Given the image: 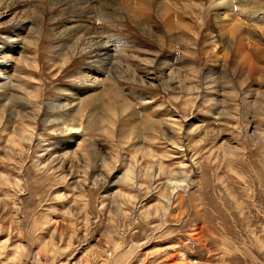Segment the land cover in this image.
<instances>
[{"label":"rangeland","instance_id":"rangeland-1","mask_svg":"<svg viewBox=\"0 0 264 264\" xmlns=\"http://www.w3.org/2000/svg\"><path fill=\"white\" fill-rule=\"evenodd\" d=\"M16 1L0 0V264H264L262 24L240 18L254 58L215 0H170L165 19L151 0L137 24L104 0L100 71L84 1Z\"/></svg>","mask_w":264,"mask_h":264},{"label":"bare ground","instance_id":"bare-ground-1","mask_svg":"<svg viewBox=\"0 0 264 264\" xmlns=\"http://www.w3.org/2000/svg\"><path fill=\"white\" fill-rule=\"evenodd\" d=\"M62 1L63 2H66V4L68 3V5H70L69 4L70 2H71V4L74 3V1H76V2L77 1L78 2L79 1H84V3L79 2V3H82V9H81V11H78L77 12V15L74 14V11H77L74 8L75 10L73 11V14H72V15L75 16V17L73 16L74 17L73 20H74V22L76 24V26H74V27L77 28V31L76 32L78 34L81 33V36L80 37H81L82 43L84 44L83 47H84V49H87L86 52L90 55V58L89 59H91V62H90L91 63V66L94 67L95 65H98V64H95V63H99V64H102V65H105V64L108 65V62L111 59L110 56L112 55V54L110 55V52H112L114 49L112 47L113 46L112 44L109 45V43L106 40L103 39V33H104L103 30L105 29V26H106V24L108 22L106 23V21H105L106 19L103 18L102 16L105 17V14L106 15H109V13H110L109 11L105 10L104 7H103V4L102 3H103L104 0H62ZM120 1H121L122 5L124 6V9H128L127 14H129V18L133 22H135L136 24L139 21H142L143 20L142 17L143 18H145V17L149 18V14L148 13L150 12V9H151V11L153 9V7H152L153 5L151 6V4H150V1L151 0H120ZM169 1L170 0H163V2H164L163 3L162 0H157L158 10H159L160 14L162 15L161 17H163V19H165L164 18V16L166 15L165 12L166 11H169V10H166V9H170V8H165V5L168 4ZM16 2L18 4L20 3L19 6H21V7L23 5H25V3H24L23 0H18ZM113 2L114 1H112V3ZM173 2L174 1H172V3ZM79 3H78V6H75L77 9H80L81 8L79 6ZM187 3H189V2H187ZM213 3H214L213 6L215 8H217V9H219V11L216 12V14H215L216 15V20L217 21H220V20L223 19L222 20V24H223V21L227 18L226 12H228V10H231V11H234L235 10V12H234V17L235 18H232L231 22L233 21V24L230 26L231 28H229V29L230 30L232 29V33H233L232 36L234 35L233 37H234V40H235V44L237 45L236 46V53L237 54H240L242 52L241 51V48H245V50L247 51L248 56H249V52H250L252 55H254V58H256L255 56H258V54L260 53L259 52V46L256 44V42L257 43L258 42H261L262 39L260 41V34H258V31L256 30V28L255 29L252 28V29H250V30L247 31V29L245 27V24H244L245 22L240 21L241 20L240 18H241V16H243V18H245V20H247L248 22L253 21V22L258 23V25H261L262 24L261 26H259V29L261 30L260 31L261 32V35H263V37H264V1H262V0H215ZM14 4H16V3H14ZM83 4H86V5H83ZM97 4H100V6L97 9H95L96 8L95 5H97ZM177 4H179V2H177ZM73 5H75V4H73ZM89 5H91V6H89ZM132 5H136V6H132ZM174 5H176V3ZM184 5H186V3ZM21 7H19V8H21ZM176 7L179 8L176 5V6H173V9H176ZM13 8H15V7H13ZM99 8L102 9L100 12L98 10ZM107 8L109 9V7H107ZM190 8H192V7H189V9ZM17 9H18V7H17ZM170 11H172V10H170ZM23 12H24V10H23ZM171 14H172V12H171ZM232 15H233V13L231 14V16ZM166 16H168V15H166ZM76 17H79L78 20L76 19ZM26 18H28V17L26 16L23 19H18L19 24H22V21L24 22V20H26ZM101 18H103L104 21H105L104 22L105 24L102 23L103 24L102 27H99L96 24L95 21H94L95 23H88V22H90L89 21L90 19L91 20H93V19L99 20ZM21 28L23 30L25 29V27H23V26L16 28L18 30V32L15 33V36H17V38H12L10 40L12 42V44H17V43H19L22 40L19 37L22 34V33L19 32ZM229 29L227 30L228 32H229ZM243 35H246L245 37L249 38L246 42H245V39H244V36ZM263 40H264V38H263ZM79 42H80V39H79ZM82 43H79V45L80 44L82 45ZM75 45H76V43H75ZM79 45H76V46H79ZM228 48H229V50L230 49L231 50H234V48H232V46H230L229 42H228ZM245 50H243V51H245ZM84 52H85V50H84ZM231 52H233V51H231ZM2 57L6 61H3L2 64L0 63V67H6L5 65H7L8 63H10V61H12V58L10 59V57H8L6 54L3 55ZM239 57H241V56H239ZM251 59L254 60L253 58H251ZM240 62H241V60H240ZM235 64H236V60H235ZM101 68L98 65V69L100 71H102Z\"/></svg>","mask_w":264,"mask_h":264}]
</instances>
